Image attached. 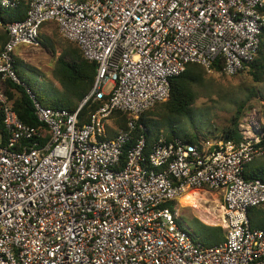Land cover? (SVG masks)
Masks as SVG:
<instances>
[{
  "label": "built area",
  "instance_id": "built-area-1",
  "mask_svg": "<svg viewBox=\"0 0 264 264\" xmlns=\"http://www.w3.org/2000/svg\"><path fill=\"white\" fill-rule=\"evenodd\" d=\"M18 6L0 0V77L26 90L42 127L22 123L0 91V264H264V231L248 218L264 206V181L242 174L264 155L259 129L235 148L219 137L192 144L160 135L146 152L138 123L189 64L226 77L247 70L264 0H29L23 20L4 23ZM48 22L96 65L73 112L43 107L15 68L16 51L38 45ZM89 101L101 105L80 125ZM191 190L220 195V244L204 246L179 223L176 208Z\"/></svg>",
  "mask_w": 264,
  "mask_h": 264
},
{
  "label": "rangeland",
  "instance_id": "rangeland-1",
  "mask_svg": "<svg viewBox=\"0 0 264 264\" xmlns=\"http://www.w3.org/2000/svg\"><path fill=\"white\" fill-rule=\"evenodd\" d=\"M38 38V45L22 46L14 54L20 81L39 97L43 104L51 102L56 107H67L76 103L77 95L60 86L62 84L56 80L52 71L59 56L68 45L74 44L65 40L55 25L44 28ZM65 58L70 59L69 56ZM240 105L243 110L238 122L239 132L242 135L252 134L259 129L258 133L264 136V82H254L247 70L232 77L206 74L204 87L199 90L187 117L160 121L156 116H147L145 119L152 122L155 127L158 126L153 129L155 135L161 134L165 137L168 133L174 132L179 138L187 134L193 135L197 141L210 140L221 136L222 130L229 126ZM169 126L172 129H168ZM249 169L251 171L264 169V155L251 162ZM207 195L211 201L216 202V211L221 214L217 209L220 195ZM200 203L202 205L196 209L179 205L176 208L181 226L199 241L201 237L212 234L210 228L221 229L217 226L218 221L214 214L204 210L210 206L209 203L206 205ZM248 218L253 225L258 226L264 221V206L251 208ZM221 231L223 232L222 229Z\"/></svg>",
  "mask_w": 264,
  "mask_h": 264
},
{
  "label": "trees",
  "instance_id": "trees-1",
  "mask_svg": "<svg viewBox=\"0 0 264 264\" xmlns=\"http://www.w3.org/2000/svg\"><path fill=\"white\" fill-rule=\"evenodd\" d=\"M26 11L27 5L19 1V6L16 9H10L3 12L2 20L4 23L23 20L26 16ZM6 41V31L0 28V51ZM66 56H69L70 59L67 60L65 58ZM52 71L54 76L56 77V80H58L60 84H62L60 86H63V88H65L66 90L75 93L78 97V101L67 107H56L51 102H45V104H43L42 100L39 97L35 96L32 92L31 93L34 95L35 99L45 108H61L71 112L75 111L79 103L82 102V100L88 95L93 86L96 65L94 63L86 61L83 58L79 47L74 44L68 45L66 50L59 56ZM247 71L252 76L254 82H264V30L261 36L258 53L252 63L249 65ZM205 75L206 73L201 66L197 64H189L186 67V70L181 75L170 80L169 98L165 102L156 104L153 108L146 111L140 117L138 123L147 128V133L145 136L147 144L146 152H148L152 144L161 134L155 135L153 133V129L157 128L158 126L155 127L152 122H147L145 118L147 116H156L160 121H163L167 118H183L189 116L191 106L193 105L199 93V90L204 87ZM0 84V91L7 97L8 101L11 103L12 109L16 112L20 121L32 127H42V125L39 124L35 118L33 102L26 90L22 86L16 85L8 80L3 81L1 77ZM100 105V103H93L90 101L87 102L78 114L79 124L82 125L86 123L89 120L90 115ZM242 110L243 107L240 105L234 116L231 118L229 126L222 130L221 136L219 137L224 142L231 143L234 148L237 147L239 142L242 140V135L238 130V122L241 118ZM113 117H115L114 123L118 126L119 129L125 128V116L116 113L113 115ZM188 119L190 118L188 117ZM168 129H172V127L169 126ZM108 134L112 136L114 132L109 129ZM0 136L1 143H4L6 134L1 115ZM138 136L139 131L135 133V138H137ZM164 138L167 141L178 138L186 143L194 144L197 142L193 135L186 134L183 138H179L174 132L168 133ZM261 146H264V136ZM123 159L124 156L122 157V160ZM250 164L251 162L244 166L242 172L243 177L246 180L258 179L264 181V169L251 171L249 169ZM250 226L254 229L264 231V221H262L258 226L253 225L250 221ZM210 229L212 230L211 235L203 236L200 238V242L204 246L217 245L224 241L225 238L221 229L217 227H213Z\"/></svg>",
  "mask_w": 264,
  "mask_h": 264
},
{
  "label": "bare ground",
  "instance_id": "bare-ground-1",
  "mask_svg": "<svg viewBox=\"0 0 264 264\" xmlns=\"http://www.w3.org/2000/svg\"><path fill=\"white\" fill-rule=\"evenodd\" d=\"M200 202H203L204 205L209 203V207L204 208L206 212L213 214L216 212V202L211 201L210 197L206 193H200L197 190H191L187 192L181 199L180 204L184 206H189L194 209L200 207L202 205ZM221 211V210H220ZM219 211V212H220ZM210 215V214H209Z\"/></svg>",
  "mask_w": 264,
  "mask_h": 264
},
{
  "label": "crops",
  "instance_id": "crops-1",
  "mask_svg": "<svg viewBox=\"0 0 264 264\" xmlns=\"http://www.w3.org/2000/svg\"><path fill=\"white\" fill-rule=\"evenodd\" d=\"M20 2H23L25 5H27L28 4V1L29 0H19ZM53 25H55L54 23H51V22H48V23H45L43 26H42V28L40 29V34H41V32H42V30L44 29V28H46V27H51V26H53ZM56 26V25H55ZM1 85V84H0ZM0 141H1V136H0Z\"/></svg>",
  "mask_w": 264,
  "mask_h": 264
}]
</instances>
